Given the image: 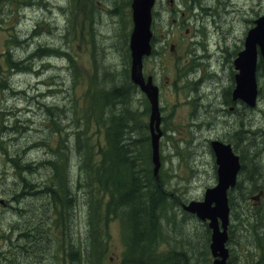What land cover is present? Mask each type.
<instances>
[{"label":"rangeland","instance_id":"374dc122","mask_svg":"<svg viewBox=\"0 0 264 264\" xmlns=\"http://www.w3.org/2000/svg\"><path fill=\"white\" fill-rule=\"evenodd\" d=\"M39 1L37 9L23 10L25 17L20 18L18 24L14 23L17 24V35L24 38L25 50L13 52L15 59L24 57L21 72L15 75L6 67L0 70V88L4 90V96H0V111L4 112L5 119H10L8 142L5 145L0 143V201H4V205L0 203V236L4 233V247L7 249L3 253L5 249L0 248L1 260L6 258V264H80L68 255L72 246L83 251L80 252L81 264H89V259L92 264H119L124 245L120 223L116 219L107 222V247L103 254L98 258L91 256L92 252L84 254L88 250L89 196L87 183L79 171L81 155L73 148V140L75 132L82 130V143L90 144L96 152L105 147L104 117L112 111L107 106L106 110L100 109L103 104L100 94L123 81L127 85L130 68L121 18H113L107 8L97 30L93 20L98 18L99 5L94 0ZM183 1L187 5L181 7L184 12L181 22L187 24L182 26L181 32L188 26L196 27L201 36L198 47L208 49L211 61L219 55H214L217 44L231 51L241 46L250 22L264 12V0ZM119 6L122 13V0ZM123 16L127 24L126 34L129 15L125 8ZM68 18L73 23L71 31L67 30ZM164 21H158L153 27L158 38L166 31ZM33 24L36 28L34 36L20 35ZM83 24L86 28H93L89 38L80 35ZM10 25L11 22L3 28ZM3 28H0V45H4L7 38ZM28 43L32 52L29 57L26 52ZM167 51L168 48L164 53L159 50L155 59H148L144 72L146 75L153 70L158 72L157 83L162 87L165 100L177 103L186 97L192 98L191 94L181 95V88L175 87L177 74L175 69L168 71L166 68ZM227 72L228 69L224 76ZM216 73L217 78H223L221 72L217 70ZM259 80L263 95L253 116L256 125L263 126V117L257 113L261 108L264 112V79L260 76ZM168 86L179 95L170 93ZM209 89L208 84L203 86L202 93L211 96ZM129 102L128 108L146 113L148 122L149 108L144 95L134 88ZM82 107L89 115L84 122L80 120ZM219 126L220 123L215 127L211 125L215 129ZM188 129L192 135L196 134L198 142H194V147L183 143V135ZM206 129L205 126L186 123L177 111L174 115L165 113L161 119L159 173L180 198L181 204L200 199L204 190L215 184L214 169L202 139L209 136L210 130ZM263 136L261 132L257 141ZM62 144L69 149L66 157L75 209H63L57 215L44 192L51 187L53 180L43 161L54 159ZM14 152H22L18 155L20 167H15V162L10 160ZM247 157L245 154L246 167L238 177V186L230 193L232 209L227 246L231 264H260L264 261V166H260V160L251 167ZM100 196V192L96 193V197ZM167 218L169 243L187 257L191 256L190 264L202 256L211 259L210 233L205 223L184 213L177 205L167 212ZM35 233L41 235V241L39 239L37 243L32 242ZM0 245H4L1 237ZM161 251L168 252L169 246L164 245Z\"/></svg>","mask_w":264,"mask_h":264},{"label":"trees","instance_id":"16d2710c","mask_svg":"<svg viewBox=\"0 0 264 264\" xmlns=\"http://www.w3.org/2000/svg\"><path fill=\"white\" fill-rule=\"evenodd\" d=\"M262 74L263 66L260 63L258 75ZM134 87L128 74L127 85L123 81L100 94L103 101L100 109L106 110L107 106L112 111L104 117V148L93 151L90 144L82 143L83 131L75 132L73 148L81 155L79 171L87 183L89 196L88 250L84 254L92 252L91 256L97 258L103 254L107 247V222L116 219L120 223L124 245L119 264H190L191 256L187 257L168 240L167 212L174 205L180 206L181 202L160 173L153 175L146 113L128 108ZM88 116L82 107L80 120L84 122ZM59 148L61 151L55 153L54 159L43 161L53 180L51 187L44 189V192L57 215L63 209H75V195L70 186V168L66 157L69 149L64 144ZM22 152H14V157L10 159L15 162V167H20L18 155ZM99 192L101 196L96 197ZM39 239L41 241V235H32V242L37 243ZM164 245L169 246L166 253L161 251ZM69 249L70 259L78 260L81 264L83 259L80 252L83 251L72 246ZM87 261L92 264L90 259ZM210 261L202 256L201 259L195 258L192 264H210ZM260 264H264V261Z\"/></svg>","mask_w":264,"mask_h":264},{"label":"flooded vegetation","instance_id":"af4514ba","mask_svg":"<svg viewBox=\"0 0 264 264\" xmlns=\"http://www.w3.org/2000/svg\"><path fill=\"white\" fill-rule=\"evenodd\" d=\"M94 1L99 5L98 18L93 20V24H97L96 29L98 30V26L102 23V16L106 12V9L109 8L107 11L112 15L113 18H121L120 25L121 29L123 30L122 36L125 39L126 47L129 51L128 42L132 31L131 0H122V13H120V0H113L112 2H109L108 0ZM39 5V0H0V28H3L5 24H9L11 22L9 28H3V31L6 32L7 38L5 42H3L4 45H0V70H3V68L6 67L13 71L15 75L21 72V68L24 65V57L15 59L13 57V52H21L25 50L24 38L21 39L20 36L17 35L16 25L18 24L20 18L25 17L23 15V10H30L34 8L37 9ZM181 7H183V0L155 1L154 7L152 9V28L158 23V21L165 20L164 23L166 26L168 23H170V30L167 28L166 31L168 32H163L160 36V40L158 36H155V34L153 35V40L151 42L152 53L150 55H154L153 58L155 59V54L159 50L164 51L165 46H168V64L166 68L167 70L169 68L168 71H170L171 69L176 68L177 63L179 64L180 71L177 74V77L179 79L178 83L180 84L179 88H181L180 94H189L191 91H193V93H190L193 95V97H186L177 103L165 100L162 95V87L157 83L158 72L153 70L147 75L144 72L145 63L147 65V62L152 57L150 56L145 58L142 64L143 78L144 80L150 78L152 84L158 89V104L160 114L163 117L165 113L170 112L172 115H174L177 111V114H179L181 119L192 126L201 124L208 126L206 130H210L208 132L209 136H203L202 139L206 143L209 158L214 169L212 177L215 182L217 178L215 156L210 147V142L213 140L230 145L233 154L238 156L239 159V175L246 167L245 154H247L249 157L257 158L258 162L261 160L262 162L260 166H264V136L261 140H259V142L257 141V136L261 132L264 135V112H261L262 108L257 114H260L263 117V126L256 125L255 117L253 116V113L258 110V105L263 95V89L261 88L258 75L257 99L253 106H249L242 100L233 99L232 92L235 87L234 76L236 73L233 68V60L237 53L242 50V45L231 51V49L219 46V44H217V47L214 50V55H217L218 53L219 55L217 58L211 61L208 59V49L198 47L200 46V43L197 40L199 38L201 39V37H199L200 35L198 34L196 27L193 28L192 26H188L184 28L183 33L178 32V29L187 24V22H181V18L184 17V12L180 11ZM124 8L129 15V27L128 33L126 34L124 33L125 27L127 25L123 16ZM200 22H202V20ZM14 23L17 24L14 25ZM72 29L73 23L68 18L67 30L71 31ZM92 29V27L86 28L83 24L82 28L80 29L81 37L89 38L88 36H90V33H92ZM0 31L2 30L0 29ZM23 34H27L29 37L34 36L36 34V28L34 24L24 32L20 33V35ZM98 34H100L99 31ZM26 48V52L28 53L29 57V55L32 53L30 51L31 45L28 43ZM188 67L189 70L186 71ZM226 69H228V74L224 76V71H226ZM217 70L223 74V78L216 77L218 75L216 73ZM212 76L215 77L212 78ZM207 84L209 85V90H211V96H206L207 93H202L203 86H206ZM168 87H170L167 89L168 91L169 89H172L171 86ZM0 90L2 91L0 92V96L3 97L4 90H2V88H0ZM16 94H19V92ZM175 94L178 96L177 93ZM4 117V112L0 111V143L5 145L8 142L7 132L10 126V119H8V117L5 119ZM216 123H220V126L217 127V129L211 127V124H213L215 127ZM190 130H186L182 140L184 145L189 144L194 147V142H198V140L195 139L196 134L191 135L189 133ZM211 132L212 134H210ZM190 135L191 138L189 140L188 138ZM0 203L4 205V201L1 200ZM3 234L4 233H2L0 237L1 242H4V245H0V248L3 247L5 249L4 246L6 241L3 239ZM6 250L7 249H5L3 253H5ZM1 257L2 251H0V264H6V258L1 260ZM12 264H14V262Z\"/></svg>","mask_w":264,"mask_h":264},{"label":"water","instance_id":"95a60500","mask_svg":"<svg viewBox=\"0 0 264 264\" xmlns=\"http://www.w3.org/2000/svg\"><path fill=\"white\" fill-rule=\"evenodd\" d=\"M155 0H132L133 29L129 39L130 50V80L147 97L151 112L149 117L151 162L153 173L156 175L160 168L159 138L161 131L160 114L158 111V90L148 78L144 81L142 76V61L151 52L150 40L152 33L151 8ZM243 41V49L238 52L233 61L237 71L234 80L235 88L233 98L240 99L253 106L257 94L255 72L257 57L264 63V16L254 20ZM217 166V183L205 189L202 200L190 201L182 205V209L194 215L198 220L207 222L210 230L209 250L212 257L210 264H227L229 251L227 248L229 205L228 191L236 185L237 175L240 170L238 157L235 156L228 145L221 142H211Z\"/></svg>","mask_w":264,"mask_h":264},{"label":"bare ground","instance_id":"6f19581e","mask_svg":"<svg viewBox=\"0 0 264 264\" xmlns=\"http://www.w3.org/2000/svg\"><path fill=\"white\" fill-rule=\"evenodd\" d=\"M190 5V4H189ZM55 9V8H54ZM197 11V10H196ZM198 12V11H197ZM196 14V13H195ZM52 23V22H51ZM59 30V29H58ZM199 37H201V36H199ZM197 38V37H196ZM215 39V38H214ZM198 41V40H197ZM226 50V49H225ZM194 52V51H193ZM203 52V51H202ZM217 54V53H216ZM40 58V57H39ZM202 60V59H201ZM225 68V67H224ZM107 78V77H106ZM263 91V90H262ZM264 104V103H263ZM9 119V118H8ZM16 122V121H15ZM14 131H16V130H14ZM198 146V145H197ZM203 146V145H202ZM28 148V147H27ZM204 149V148H203ZM197 153V152H196ZM200 154V153H199ZM194 156V155H193ZM35 164V163H34ZM38 165V164H37ZM23 172V171H22ZM131 184V183H130ZM23 187V186H22ZM32 187V186H31ZM35 191V190H34ZM27 192V191H26ZM31 194V193H30ZM25 195V194H24ZM18 196V195H17ZM32 197H33V195H32Z\"/></svg>","mask_w":264,"mask_h":264}]
</instances>
